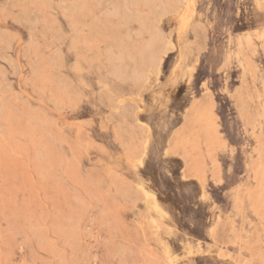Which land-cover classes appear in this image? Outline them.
<instances>
[{"label":"rangeland","instance_id":"obj_1","mask_svg":"<svg viewBox=\"0 0 264 264\" xmlns=\"http://www.w3.org/2000/svg\"><path fill=\"white\" fill-rule=\"evenodd\" d=\"M0 264H264V0H0Z\"/></svg>","mask_w":264,"mask_h":264},{"label":"bare ground","instance_id":"obj_2","mask_svg":"<svg viewBox=\"0 0 264 264\" xmlns=\"http://www.w3.org/2000/svg\"><path fill=\"white\" fill-rule=\"evenodd\" d=\"M114 8H115V7H114ZM116 10H117V9H116ZM150 41H151V40H150ZM118 46H119V45H118ZM153 47H154V46H153ZM116 48H117V50H118L120 47L118 48V47L116 46ZM120 51H122V50H120ZM135 51H136V50H135ZM159 53H160V52H159ZM160 54H161V53H160ZM140 58H141V57H140ZM108 65H109V64H108ZM152 70H153V69H152ZM148 71H150V70H148ZM240 94H242V93H240ZM240 94L238 93V95H240ZM238 98H239V97H238ZM240 99H242V98H239V100H240ZM243 101H244V99H243ZM240 102H241V100H240ZM241 103H243V102H241ZM253 121H254V120H253ZM253 121H252V122H253ZM250 123H251V122H250ZM256 173H257V172H256ZM259 179H260V178H259Z\"/></svg>","mask_w":264,"mask_h":264},{"label":"snow or ice","instance_id":"obj_3","mask_svg":"<svg viewBox=\"0 0 264 264\" xmlns=\"http://www.w3.org/2000/svg\"><path fill=\"white\" fill-rule=\"evenodd\" d=\"M205 87H207V82H205Z\"/></svg>","mask_w":264,"mask_h":264}]
</instances>
